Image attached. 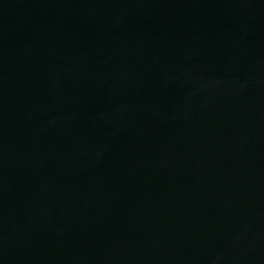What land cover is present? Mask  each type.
I'll return each mask as SVG.
<instances>
[{
	"label": "water",
	"instance_id": "obj_1",
	"mask_svg": "<svg viewBox=\"0 0 264 264\" xmlns=\"http://www.w3.org/2000/svg\"><path fill=\"white\" fill-rule=\"evenodd\" d=\"M0 264H264V0H0Z\"/></svg>",
	"mask_w": 264,
	"mask_h": 264
}]
</instances>
